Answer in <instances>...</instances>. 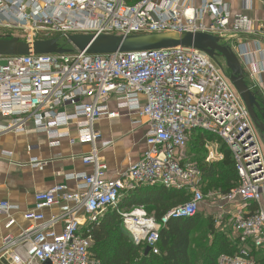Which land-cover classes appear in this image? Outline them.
Segmentation results:
<instances>
[{
	"label": "built area",
	"instance_id": "obj_1",
	"mask_svg": "<svg viewBox=\"0 0 264 264\" xmlns=\"http://www.w3.org/2000/svg\"><path fill=\"white\" fill-rule=\"evenodd\" d=\"M245 2L264 5V0ZM8 33L31 44L66 43L74 35L202 33L219 38L246 67L249 50L240 36L254 30L252 21L231 13L225 0H141L133 5L126 0H0V40H10ZM246 73V79L253 76ZM123 112L135 118L134 125L146 121V150L119 178L109 179L98 145L105 149L111 142L103 141L94 125ZM29 126L47 135L51 148L64 139L91 146L82 162L94 169L66 177L76 183L74 191L58 185L35 195L34 208L23 213L31 226L18 240L11 234L4 238L0 258L9 264H102L90 251L91 230L108 210L117 211L137 245L157 255L169 221L194 218L209 198L222 203L214 221L221 231L231 228L228 237L237 249L235 255H221L218 264H259L264 258L263 141L229 73L205 52L177 47L0 57V136L27 133ZM201 134L215 137L204 144L207 164L224 160L221 144L232 154L239 181L226 195L204 194L202 170L188 154L190 141ZM156 186L185 192L189 200L159 220L143 207L119 208L123 194ZM68 204L73 207L64 215L46 221V210ZM16 212L19 206L0 199L7 230L16 225ZM61 220L64 227L57 232Z\"/></svg>",
	"mask_w": 264,
	"mask_h": 264
},
{
	"label": "crops",
	"instance_id": "obj_2",
	"mask_svg": "<svg viewBox=\"0 0 264 264\" xmlns=\"http://www.w3.org/2000/svg\"><path fill=\"white\" fill-rule=\"evenodd\" d=\"M225 3L231 13L245 15L253 23L254 34L240 36L241 44L249 50L246 58L248 66L247 68L244 64L243 66L246 72L250 74L252 72L253 75L247 78L253 90L251 91L264 102V5L259 2L248 5L245 0H225ZM134 120V117L123 112L120 118L102 119L94 125V129L103 135V141L111 142V145L105 149L98 145L99 155L108 166L109 179L119 178L140 160L146 150L145 138L149 127L146 121H143L142 125H134ZM28 129L27 133H5L0 136V199L20 207V212L13 213L17 223L10 230L5 228L7 216L0 214V251L8 234L18 240L31 226V223L23 219V213L34 208L37 193L58 185H64L70 191H74L76 183L67 181L66 177L78 173L91 174L94 169L93 166L82 162V158L91 153V146L71 145L68 139H64L60 147L51 148L47 135L35 133L32 126ZM71 135L73 137L77 135L75 127L71 128ZM191 143L192 140L189 145L190 158L193 161L197 158L204 159L205 152L197 153ZM33 159L42 164H31ZM134 192L123 194L121 202ZM208 193L206 196L210 195ZM216 203L209 198L202 206L200 214H205V218L214 221L219 210L213 214L210 212V207ZM262 205L264 207V201ZM72 207L68 204L46 210L44 212L46 221L50 222L53 217H61ZM214 225L217 232L230 235L231 228L224 232L217 228L215 221ZM63 227L64 221L61 220L55 229L61 232ZM0 264H9L8 259L0 258Z\"/></svg>",
	"mask_w": 264,
	"mask_h": 264
},
{
	"label": "trees",
	"instance_id": "obj_3",
	"mask_svg": "<svg viewBox=\"0 0 264 264\" xmlns=\"http://www.w3.org/2000/svg\"><path fill=\"white\" fill-rule=\"evenodd\" d=\"M139 1L141 0H126L130 5ZM206 140H215V137L198 135L192 140L193 149L198 151L197 153L204 151ZM221 146V151L225 155L222 162L209 165L202 158L194 160L203 173L205 195L209 189L214 188L216 178L224 182L225 190L221 192L223 195L228 194L239 181L231 152L225 145L221 144ZM188 200L189 198L182 191L167 190L162 186L139 187L134 193L125 197L119 208L129 211L135 207H143L149 216L159 220L171 209ZM199 220L203 221L200 213L191 219L170 220L160 233L157 245L159 254L155 255L150 252L145 255L146 245H137L124 229L117 211L108 210L101 222L92 226L90 251L93 257L102 264H218V258L221 255L236 254L235 241L217 232L211 218L207 221L204 241L208 240L209 235L214 234L218 243L216 253H213L211 248L202 245L203 239L198 240L201 245L197 246V250H193L192 236ZM259 264H264V258L260 259Z\"/></svg>",
	"mask_w": 264,
	"mask_h": 264
},
{
	"label": "water",
	"instance_id": "obj_4",
	"mask_svg": "<svg viewBox=\"0 0 264 264\" xmlns=\"http://www.w3.org/2000/svg\"><path fill=\"white\" fill-rule=\"evenodd\" d=\"M62 46L55 39L39 40L33 44L19 39L0 40V57L28 55H64L86 52L89 55L145 52L177 47L193 48L205 52L214 61L222 59L229 71V78L242 97L264 145V102L254 94L246 82V71L235 53L219 43V38L202 33H167L159 35L99 36L74 35L66 38ZM219 63V62H218ZM221 65V64H219ZM222 66V65H221ZM151 252L146 247L145 255Z\"/></svg>",
	"mask_w": 264,
	"mask_h": 264
},
{
	"label": "rangeland",
	"instance_id": "obj_5",
	"mask_svg": "<svg viewBox=\"0 0 264 264\" xmlns=\"http://www.w3.org/2000/svg\"><path fill=\"white\" fill-rule=\"evenodd\" d=\"M7 35H9L10 37H11V39H15V37L16 36H18V35H16V34H13V33H8ZM114 36H116V37H119L120 35L119 34H116V35H114ZM8 39V38H7ZM24 41V40H23ZM59 44L60 45H62V46H65V45H67L64 41H62L61 43L59 42ZM68 46V45H67ZM68 48H70L69 46H68ZM218 62H219V64H221L223 67H224V69L229 73V71L227 70V68H226V65H225V63H224V61L222 60V59H218ZM246 82H247V84L249 83L248 82V80L246 79ZM259 99V98H258ZM259 101H260V99H259ZM262 101V100H261ZM210 135V134H209ZM194 139V138H193ZM192 144V143H191ZM190 148H191V146H190ZM190 148H188V154H189V156H190V151H189V149ZM214 183H215V185H214V188H211V189H209V192H211V194H219V193H221V192H223L225 189H224V182L222 181V180H220V179H217L216 178V180H214ZM208 194H210V193H208ZM262 201H264V199L262 200ZM216 202V201H215ZM181 204V203H180ZM183 204V203H182ZM221 202H217L216 204H214L213 206H211L210 207V212L211 213H213V214H215V213H217L218 212V210H219V208H220V206H221ZM179 205V204H178ZM133 209V208H132ZM107 213V212H106ZM105 213V214H106ZM104 214V215H105ZM103 215V216H104ZM200 215H202V217H203V221H201L200 222V220H199V223H198V226H197V228H196V230H195V232L193 233V236H192V239H193V250H197V246L198 245H201L199 242H198V240H200V239H203L202 240V245L203 246H207V247H209V249L211 248V250L213 251V253L215 252L216 253V244H218L217 243V241H216V239L214 238V234L213 235H209V237H208V240L207 241H204V237H205V233H206V228H207V221H209L210 220V218H205V214H200ZM212 222L214 223V221L212 220ZM128 233V232H127ZM130 235V234H129ZM131 236V235H130ZM132 237V236H131ZM133 238V237H132ZM196 246V247H195Z\"/></svg>",
	"mask_w": 264,
	"mask_h": 264
},
{
	"label": "bare ground",
	"instance_id": "obj_6",
	"mask_svg": "<svg viewBox=\"0 0 264 264\" xmlns=\"http://www.w3.org/2000/svg\"><path fill=\"white\" fill-rule=\"evenodd\" d=\"M133 231V230H132Z\"/></svg>",
	"mask_w": 264,
	"mask_h": 264
}]
</instances>
